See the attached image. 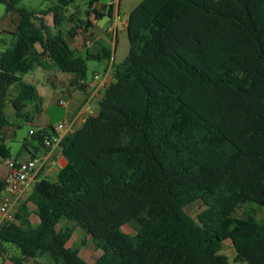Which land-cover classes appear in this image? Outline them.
I'll list each match as a JSON object with an SVG mask.
<instances>
[{"label":"trees","instance_id":"1","mask_svg":"<svg viewBox=\"0 0 264 264\" xmlns=\"http://www.w3.org/2000/svg\"><path fill=\"white\" fill-rule=\"evenodd\" d=\"M77 1L84 0L32 11L0 0L18 15L0 54V131L32 123L28 103L41 111L24 76L53 67L84 82L88 62L111 59L107 47L80 56L65 41V24L74 23L70 37L83 24L76 12L66 16ZM126 35L128 52L96 114L58 143L66 165L55 181L35 182L16 223L0 228L1 242L19 253L12 263L87 264L66 247L77 228L80 245L89 239L100 252L95 264H231L221 253L227 240L232 264H264V223L233 216L246 204L264 209V0H142L128 14ZM52 135L53 126L35 128L34 150ZM5 141L0 133L1 160L10 158ZM195 202L194 219L184 209ZM127 224L134 233L121 231Z\"/></svg>","mask_w":264,"mask_h":264},{"label":"crops","instance_id":"2","mask_svg":"<svg viewBox=\"0 0 264 264\" xmlns=\"http://www.w3.org/2000/svg\"><path fill=\"white\" fill-rule=\"evenodd\" d=\"M82 2H86V10L84 12L85 15L84 14L79 15L78 12L76 11L77 13L75 16L76 21L81 20L83 22L82 27L76 29L74 36L70 37L68 32L73 30L74 23L70 22L65 24L66 27L64 26L63 28L65 34H67L69 38L68 41L63 35L65 41L67 42L69 47L77 51V54L80 56H83V53L86 49H98L100 47L108 48L109 46L113 47V54H115L119 41L122 38V36L127 38L126 22H127L128 14L140 2L138 4H135L134 6L126 7L127 3L124 0H118L117 2L114 3L110 2V0H98L96 3L92 5L90 10H87L88 0H84ZM50 5H51V0H50ZM42 9L44 8L41 9L39 8L36 9L35 11ZM87 11H89L88 12L89 14L86 13ZM92 11H95L97 14H99L101 18L99 20H96ZM46 17H45V22L49 27H51L52 18L50 16V19L48 21ZM104 19L106 20L105 23H104ZM17 22H18V15L15 12H10V13L5 12L4 23L0 28V32L6 33L12 37V33L15 31ZM56 32H57L56 30H53V33ZM83 47H86V49ZM110 60L98 62L104 64L103 73L101 75L98 74L94 75L93 79L89 82L86 80L84 82L78 81L73 75H69V74H65L69 76V81H67V83H64L62 82V80L60 81L58 79L56 83L53 81V79L55 78L54 76L50 78L51 79L50 82L47 83V85L52 89V93L51 95H49V98L54 99V96L58 94L59 98L57 99L56 104L58 105V101L60 99H64L66 102V106L63 108L62 116L54 123H51V117L46 115L45 113L46 108L43 106V99L45 97L47 98L48 96L47 94L49 93H45L44 95H42L39 94V92H37L39 96L42 98V107L38 115L40 117L43 116V119L42 120L38 119L35 122L33 121L34 115H36L34 114V103H28L26 106V111L29 114H33L32 123H30L32 129L45 128L48 126L54 127L57 123H60L62 121H70L73 124V128L71 131L72 133L83 124L86 117L94 116L97 112L98 102L101 100L106 88L113 81V70H114V66L116 65L114 64V60L112 61ZM35 70L33 72H35ZM26 76H24L23 79L25 82L28 83L27 79L25 78ZM45 79H47V77H45ZM15 128H16L15 126H8L3 128L0 131V133L5 137L7 141L9 137L5 136L6 130L12 129V134H14ZM30 154H35L37 158L44 157L45 163L44 166L38 169L34 173V175L27 181L26 185L24 186L23 194L18 202V205L29 196L35 182L43 178L49 179V177L52 176L55 177L53 180L55 181L58 171L66 165V160L61 156L58 147L41 148L38 152H36L34 148L31 146V151L28 149V151H24L21 154H18L13 159H17L19 161H25L31 159ZM0 164L4 165L3 160L1 159H0ZM7 174H8V169L5 167L3 173L0 174V180L3 181V179ZM30 209H31V214L29 217V225L30 227H35L39 223V219L33 212V208ZM81 236L82 235L79 229L74 228L72 233V238L66 243V247L77 248L78 255L84 262H86L87 264H95L96 260L100 255V252L94 247V245L91 243L89 239H86V244L88 245V248L90 246L93 247L92 252L90 253L93 255L96 254V256L93 258L92 261L86 259L84 256L85 255L84 249L86 245L81 246L80 242L78 241L79 239L81 241ZM4 245L5 244L3 243L1 244L0 257L6 251V247ZM89 251L90 248L88 249V252ZM18 257H19V253L17 257L13 256V258L11 259H8L6 257H1L0 264H13L12 260ZM36 261L39 262L40 264H50V261L48 260L47 257L37 258ZM22 264H32V260H25L24 262H22Z\"/></svg>","mask_w":264,"mask_h":264},{"label":"rangeland","instance_id":"3","mask_svg":"<svg viewBox=\"0 0 264 264\" xmlns=\"http://www.w3.org/2000/svg\"><path fill=\"white\" fill-rule=\"evenodd\" d=\"M126 1V7L134 6L135 4H138L142 0H124ZM19 7H25L29 10L35 11L36 9L45 8L47 6H50V0H20V3L18 5ZM86 10V2H76L71 7H69L66 10V16H69L71 13L78 12L79 15H83ZM76 12V13H77ZM85 15V14H84ZM4 16H5V9L4 6L0 4V28L2 27L4 23ZM46 19L49 21L50 16H47ZM104 19V23H105ZM66 27V26H65ZM66 29V28H65ZM62 34L65 36V38L69 41V38L67 34H65L64 28L62 29ZM12 42V37L6 33L0 32V54L3 53L6 49L10 48ZM86 49V47H83ZM111 51V60H114V64L118 65L126 56L128 52V41L127 38L122 36V38L119 41L118 47L116 49V53L113 54V47H108ZM88 72H87V78L86 81H91L93 79L94 75H101L103 73V67L104 64L98 63V62H88ZM47 71V72H46ZM47 75V76H45ZM55 77L53 79L54 82L57 83L58 80H62V82L67 83L69 81V76L65 74H60L58 71H56L53 67H49V69L44 70L41 68H37L35 72H33L31 75L26 76L28 83L32 86H34L39 92V94L44 95L47 94V98L45 97L43 99V106L46 108V115L51 117V123H54L57 121L63 114V108H61L59 105L56 104L57 99L59 98L58 94L54 96V99H50L49 95L52 93V89L47 85L48 82H50V78ZM47 77V79H45ZM32 82V83H31ZM4 114L6 118L12 122L15 120L13 109L10 105H6L4 108ZM42 120L43 116H39L38 114L34 115L33 121L36 120ZM20 124V128H15L14 134H12V129H7L5 132V136L9 137L7 141H5V146L8 149L9 157L11 159L15 158L22 146V143L24 140L28 143V149L31 151V146H35V144L31 141V138L29 136V131L32 129V126L30 123H26L23 121H18ZM5 170V166L3 164H0V174L3 173ZM54 176L49 177L50 181L54 180ZM184 211L192 218L195 219L196 215L201 211V203L195 202L187 207H185ZM252 215L256 221L264 223V209L256 207V205L253 204H246L243 206H239L235 211L233 216L235 218H244L247 215ZM121 231L123 233L129 234L134 233L135 231V225L134 224H127L121 227ZM80 242V239L78 240ZM6 251L4 252L1 257H6L8 259H11L14 257H17L18 251L11 245L5 244ZM80 246V245H79ZM90 248V251L88 252V249ZM88 248V245L86 244L84 252H85V258L89 259L90 261L93 260V258L96 256V254H91L93 247L90 246ZM222 254H224L227 258L229 263H233V260L235 258V252L234 249L231 246L230 241H224L222 243ZM0 257V258H1ZM237 264H243V263H237Z\"/></svg>","mask_w":264,"mask_h":264},{"label":"built area","instance_id":"4","mask_svg":"<svg viewBox=\"0 0 264 264\" xmlns=\"http://www.w3.org/2000/svg\"><path fill=\"white\" fill-rule=\"evenodd\" d=\"M118 0H110L114 3ZM58 105L62 108L66 106L64 99L58 101ZM73 124L70 121H62L53 127V135L46 141L49 148L58 147L60 139L67 133H71ZM35 129L29 131L33 134ZM3 163L8 169V174L3 179L4 187L0 193V228L4 225L16 223L15 213L17 205L22 197L24 186L34 173L42 168L45 163L44 157L31 158L25 161L17 159H4ZM0 239V247H1Z\"/></svg>","mask_w":264,"mask_h":264}]
</instances>
